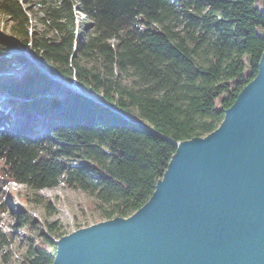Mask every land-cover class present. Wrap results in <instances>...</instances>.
<instances>
[{
  "label": "trees",
  "instance_id": "1",
  "mask_svg": "<svg viewBox=\"0 0 264 264\" xmlns=\"http://www.w3.org/2000/svg\"><path fill=\"white\" fill-rule=\"evenodd\" d=\"M32 1L36 25L20 0H0V22L50 74L95 99L37 69L0 79L11 97L0 104V182L36 192L65 183L92 196L104 219L150 199L176 142L219 126L264 52V0ZM16 45L0 31V71L14 66ZM45 206L41 221L15 207L14 230L0 225L5 262L25 228L18 264H53L67 232Z\"/></svg>",
  "mask_w": 264,
  "mask_h": 264
},
{
  "label": "water",
  "instance_id": "2",
  "mask_svg": "<svg viewBox=\"0 0 264 264\" xmlns=\"http://www.w3.org/2000/svg\"><path fill=\"white\" fill-rule=\"evenodd\" d=\"M176 144L143 206L61 236L53 264H264V52L219 126Z\"/></svg>",
  "mask_w": 264,
  "mask_h": 264
},
{
  "label": "rangeland",
  "instance_id": "3",
  "mask_svg": "<svg viewBox=\"0 0 264 264\" xmlns=\"http://www.w3.org/2000/svg\"><path fill=\"white\" fill-rule=\"evenodd\" d=\"M20 1L26 7L32 23L36 25L39 16L41 15L39 7L32 0ZM258 5L263 7L262 1H258ZM76 14L79 29L83 31L89 20L78 9ZM10 25V21L8 20L0 22V31L3 32L9 40H12L17 44L16 47L12 49L11 53L14 66L5 70V72L0 71V79L13 75L20 76L34 69L39 71L46 69L30 55L29 52L31 50L29 46H23L14 39L11 34ZM52 76L56 77L55 75ZM61 82L65 83V80L63 81L61 79ZM76 82V80H72V83ZM65 84L67 85V83ZM10 99L11 97L8 93L0 91V104L3 107H6L9 104ZM0 185V225L7 232L13 231L14 225L17 222L13 208L22 207L41 221L44 216L48 215V208L45 206L48 201H51L56 210V214L50 216V219L52 221H60L62 229L67 233H70L79 227L88 226L105 220L101 217L100 212L95 209L92 196L82 190L72 189L65 183L38 192L30 189L25 184L13 181L6 185L5 182H0ZM36 195H38L39 198H42L43 204H37V202L33 200ZM33 234L37 233L33 232ZM28 235L29 232L25 228L19 231L17 241L10 247L11 258L8 262H5L3 258L0 257V264H18L20 262L27 247Z\"/></svg>",
  "mask_w": 264,
  "mask_h": 264
},
{
  "label": "bare ground",
  "instance_id": "4",
  "mask_svg": "<svg viewBox=\"0 0 264 264\" xmlns=\"http://www.w3.org/2000/svg\"><path fill=\"white\" fill-rule=\"evenodd\" d=\"M54 78H56V77H54ZM56 79L61 81V78H59V77H57ZM62 80H63V79H62ZM63 81H64V80H63ZM65 83H67V85L71 84V83H68V82H66V81H65ZM69 86H70V85H69Z\"/></svg>",
  "mask_w": 264,
  "mask_h": 264
}]
</instances>
